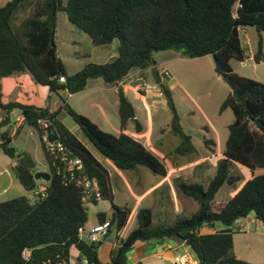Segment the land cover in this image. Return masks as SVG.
I'll use <instances>...</instances> for the list:
<instances>
[{
	"label": "trees",
	"instance_id": "obj_1",
	"mask_svg": "<svg viewBox=\"0 0 264 264\" xmlns=\"http://www.w3.org/2000/svg\"><path fill=\"white\" fill-rule=\"evenodd\" d=\"M25 1L3 4L0 0V82L28 74L36 85L47 87L52 93L75 95L94 79L118 86L132 72L152 68L158 53L175 51L186 59L212 56L215 72L232 88L220 114L230 109L235 119L229 126L223 159L209 183L204 186L176 180L179 192L198 202L199 209L191 215H179L171 224L158 225L153 223L152 209H140L137 228L111 251L109 263L99 259L103 241L94 244L79 236L80 229H86L89 222L82 190L57 171L42 143L51 180L36 181L33 158L14 149L11 135L3 133L0 149L17 160L15 178L29 193L42 184L47 194L43 198L35 196L34 201L22 196L0 203V264H70L72 250L78 252L76 259L80 264H129V253L136 244L167 240L193 247L200 257L199 264H250L235 256L231 227L251 214L264 225V175L252 177L226 202L216 203L215 197L225 185L240 181L230 172L232 163L252 172L264 170V83L241 76L232 67L233 61L243 63L248 59L240 37L241 29L247 27L259 33L254 62H264V0H68L66 5L63 0H45L44 10L35 11L14 28L12 19ZM60 13H66L69 23L86 34L95 47L118 40V56L105 64L88 63L81 71L68 75L56 42ZM155 74L173 114L172 131L180 139L175 151L180 155L194 154L196 148L180 123L172 93L158 72ZM61 76L66 78L65 83L60 82ZM118 96L121 134L115 136L76 112L66 100L53 113L15 101L4 103L0 83V132L10 125L11 114L19 111L24 126L35 130L40 139L43 130L38 121L49 119L52 137L60 140L72 157L83 161L81 175L97 181L102 201H108L113 208L109 230L120 233L129 224L131 210L114 203L109 171L58 119L62 111L70 116L95 150L117 169L134 171L144 167L156 176L167 177V168L160 160L125 133L130 121L137 131L142 127L122 88L118 89ZM204 141L207 146H214L212 140ZM107 221L105 213L98 214V223ZM217 223L225 229L201 234L204 227L214 228ZM26 251L28 258L24 256Z\"/></svg>",
	"mask_w": 264,
	"mask_h": 264
},
{
	"label": "rangeland",
	"instance_id": "obj_2",
	"mask_svg": "<svg viewBox=\"0 0 264 264\" xmlns=\"http://www.w3.org/2000/svg\"><path fill=\"white\" fill-rule=\"evenodd\" d=\"M63 2L64 5H66L68 0H63ZM45 8V0H26L19 10L16 11L12 19V26L17 28L24 19L32 16L35 11H42ZM59 15L60 32L58 39H56L58 45L57 47H59L61 59L64 60L67 65V72L73 73L77 71L79 67L77 63L73 65L72 61L74 57L77 58L78 56L83 57V55H89L92 48L91 40L86 34L79 31L76 27L73 29V34L69 31L65 32L66 29H63V24L70 23L67 19L66 13H60ZM261 35L262 41H264V33ZM72 36L75 38H79V36H81V38H83V41L80 40V44L77 45L78 47H73V49L69 40ZM240 37L244 49L253 54L257 49L259 41V33L257 30L251 27L243 28L240 31ZM106 48H108V50L116 49L117 57L119 41L115 40L112 44L106 46ZM254 64V62L250 61L243 67L239 62L233 61V67L240 73V75L259 81V78H264V64L258 67H255ZM157 72L162 75L170 73L173 77L169 79L166 75L164 84H166L167 88L172 93L173 101L180 118V123L184 131L192 137L193 143L196 147V152L189 155H180L176 153L175 150L180 144V139L172 131L173 114L168 108L166 98L162 92L159 93L155 99H153L152 103H150L151 99H149V97H146L143 93L138 92V90L134 91L136 86H131L132 90L128 92V95L131 103L138 111V119L144 127V130L141 134H137L135 123H131L129 125L128 134H126L141 141L148 138L149 144L147 145V149L170 170L174 169V164L185 163V166L188 168L196 165L203 166L199 167L194 176L189 178V180H184V176H181L180 179L201 183L206 186L214 177L218 164L223 159L226 142L229 137V126L235 119L233 112L230 109H227L220 114V108L223 102L232 93V88L215 72V63L212 56H207L202 59H189V61L167 62L164 65L158 66ZM154 74V72L147 70L146 77L150 76L148 79L149 82L155 83V79L153 77ZM147 108H149V110ZM15 119V117H11L10 125L1 130L0 136L3 133L12 134L15 131V135L12 137V147L19 152H25L27 150L31 151L35 159L36 171L49 173V166L43 153L39 137L35 132L26 126L17 127ZM61 120L63 125L84 145H86L93 155L109 171L115 195L114 203L119 207H127L131 210L129 224L119 233V239L128 236L134 229L137 228V213L142 208H151L148 205L150 199L154 201L151 206L153 211V223L155 225L161 223L171 224L179 215H190L199 209L198 202L182 195L176 186V180L172 182L174 177L176 178V174L171 175V179H169L171 181H164V177L156 176L144 167H139L134 171L119 170L110 160L104 158L95 150L70 116L65 114ZM116 126L118 127V121H116ZM105 129V132L118 136V128L114 130L113 127L110 126V128L107 127ZM205 139L212 140L214 142V146H207L209 149L213 150V153L205 147ZM207 155H211V158L204 159ZM207 163L209 166L208 168L206 167ZM229 169L232 175L239 177L240 181L233 186L225 185L216 195V203L226 202L232 199L248 180L255 176L264 175V170L259 169L252 172L238 163H232ZM170 182L173 183V196L177 195V199L175 200H177L176 202L181 205L183 210L180 214H177V216L173 213L174 209L170 200L164 201L166 204L164 208L167 209L163 214L161 213L162 207L158 202L159 191H156L148 200L142 201V198L140 197V195H142L141 191H145V189L147 190L152 185L158 186L162 184L163 187L168 186V189H170ZM22 196H26L33 201L35 200L34 194L32 192L29 193L25 191L22 185L17 181L15 187H13L7 195H0V203ZM98 211H103L107 215L108 221H110L113 217V208L108 201H101L98 205L89 204V222L87 226L92 225L96 221V213ZM254 219L255 216L251 214L249 215L247 222L250 223V220ZM250 225L254 233L264 232V228L257 229L256 224ZM216 229L224 230L225 227L222 224L217 223ZM212 230L213 228L206 226L202 229V233H210ZM116 235L117 231L113 229L110 233V239L115 240ZM110 239L104 241L100 247L103 248L104 253H102V256L100 257L101 263L110 262V251H112L111 242H109ZM168 241L173 243L175 247H180L179 253L184 252L185 248L181 246L182 244L179 241ZM251 241L254 244V241ZM262 244L263 243L257 244V250L259 251L257 253L258 255L264 253ZM157 263L158 261L154 258L144 264ZM72 264H80L75 258V255L73 257Z\"/></svg>",
	"mask_w": 264,
	"mask_h": 264
},
{
	"label": "crops",
	"instance_id": "obj_3",
	"mask_svg": "<svg viewBox=\"0 0 264 264\" xmlns=\"http://www.w3.org/2000/svg\"><path fill=\"white\" fill-rule=\"evenodd\" d=\"M10 0H1L3 4L7 3ZM63 29H66L65 32L69 31L72 34L74 33L73 29L74 26L71 24H63ZM62 31V30H61ZM60 32V15L58 16V28H57V39L59 36ZM70 40V45L73 49L78 47L77 45L80 44V40L83 41V38L79 36V38H75L74 36L69 38ZM91 51L89 53V57L78 56L77 58L74 57L72 63L73 65L77 63L79 65L77 71L82 70L88 63H96V64H105L111 61L112 59L116 58V49L114 50H108L106 46L103 47H95L93 46L91 42ZM58 46V45H57ZM263 47H264V41H263ZM58 48V54H59V47ZM246 51V54L248 56V59L240 63L243 67L247 62H254V53L252 54L250 51ZM75 53V52H73ZM167 53V54H165ZM60 57V54H59ZM207 57V56H206ZM203 57V58H206ZM61 59V57H60ZM202 59V58H198ZM62 60V59H61ZM155 60V65L152 68L146 69V70H136L132 72L127 79H125L121 85H111V84H106L102 79H94L90 80L87 83V87L84 91L81 93L75 94V95H69L68 93H62V94H56L50 92V90L47 87L39 86L34 83L32 80L31 76L28 74H23L15 77H10V78H4L1 80V86H2V94L3 98L2 101L4 103H8L10 101H15L21 104L25 105H33L38 108H44V109H49L51 113L58 111L62 106H63V100H66L67 104L71 106L76 112H78L81 115H84L88 117L92 122L97 124L102 130L106 131L105 128L113 127L114 130H118V135L121 134V129H120V117H119V96H118V89L122 88L125 92V95L131 102L128 92L132 90L131 86H136V89L134 91L141 92L146 97H149L150 103H152L153 99L156 98V96L161 93V85L157 83L156 81V74L153 75L155 79V83L149 82L148 79L149 77H146V72L147 70H150L152 72H157L158 66L164 65L167 62H172V61H189V59L183 58L180 53L175 52V51H167V52H162L158 53L154 56ZM164 60V61H162ZM66 69L67 65L64 60H62ZM162 61V62H160ZM185 63V62H184ZM255 63V62H254ZM264 62L261 64H254L255 67L263 65ZM162 67V66H161ZM232 67H233V62H232ZM234 69V67H233ZM67 71V70H66ZM77 71L70 73L67 72L68 75H73L77 73ZM236 73L240 75L238 71L234 69ZM161 78V82L164 83L166 75L167 77L173 78L170 73L166 75L159 74ZM242 76V75H241ZM245 77V76H244ZM260 82L264 83V78H259L258 79ZM167 104V102H166ZM134 106V105H133ZM148 107V106H147ZM149 110V108H147ZM136 110V119L140 123L138 119V111ZM66 113L64 111L61 112L60 116L58 119L62 122L61 118L65 115ZM15 117L17 127H25L24 126V117L19 111H14L11 114V117ZM0 121H1V115H0ZM116 121H118V127L116 126ZM113 122V123H112ZM131 123H134L133 121H130L127 125V129L125 133L128 134V129L129 125ZM141 124V123H140ZM27 127V126H26ZM142 130L139 132L135 129L137 134H141L142 131L144 130V127L142 126ZM29 128V127H28ZM31 129V128H30ZM33 132L35 130L31 129ZM36 133V132H35ZM37 134V133H36ZM11 137L15 135V131L10 134ZM38 136V135H37ZM131 136V135H129ZM132 137V136H131ZM134 138V137H133ZM136 139V138H135ZM140 143H142L146 148L147 145L149 144L148 138L145 139L144 141L138 140ZM208 140V139H207ZM2 141V138L0 136V143ZM193 142V139H192ZM205 143V141H204ZM194 144V143H193ZM179 146V145H178ZM195 146V145H194ZM205 147L207 145L205 144ZM196 148V147H195ZM209 149V148H208ZM43 150V149H42ZM211 153H213L211 149H209ZM25 153H28L33 160V153L31 151L27 150ZM44 153V151H43ZM45 155V153H44ZM211 155H207L204 157V159H210ZM46 158V157H45ZM210 161V160H208ZM17 160L16 159H11L8 156L4 154L2 149H0V195H7L10 190L15 187L17 183V179L15 178L13 174V168L16 166ZM199 167H203L201 165H196V166H191L190 168L185 166V163L183 164H174L172 170L167 168L168 175L167 177H164V181H171V175L176 174V178L172 180H178L181 178V176H184V180H189L192 176H194L195 172ZM207 168L208 163H207ZM217 172V171H216ZM216 174V173H215ZM215 176V175H214ZM19 182V181H18ZM176 182V181H175ZM191 182V181H187ZM165 183V182H164ZM171 183V182H170ZM195 183V182H192ZM171 183V188L168 189V186L163 187V185H152L150 188L145 191H141L140 197L142 198L141 200H148L150 199L151 196L156 191H159V204L162 207L161 213L163 214L164 211H166L167 208H164L166 204L164 201L170 200L173 209H174V215L177 216V214H180L183 210L181 205L177 203L175 199H177V195L173 196V188H172ZM41 186H45L42 185ZM168 189V191H167ZM114 192V191H113ZM33 193V192H32ZM167 193V194H166ZM115 196V195H114ZM168 198V199H167ZM154 203L153 200L150 199L148 205L149 209H152V204ZM92 205V204H91ZM99 213H104L103 211H98L96 213V221L90 225L86 226L85 232H88L92 227H94L96 224H98V214ZM191 215V214H190ZM248 218L240 219L238 220L232 227L231 230L234 234V254L237 258L248 262L250 264H264V253L258 255L257 253L259 252L257 249V244L258 243H263V249H264V232L262 233H254L251 229L250 224H256L257 229H263L264 225L260 221H258L256 218L254 220H250V223H248ZM202 231V230H201ZM216 231H221L216 229V225L211 231L212 233ZM210 232V233H211ZM110 233L111 231L109 230L108 235L104 241L107 239H110ZM209 233V232H207ZM203 234V233H201ZM253 236V237H251ZM127 237V236H126ZM121 238V239H125ZM119 239V233H117L115 240L110 239L109 242H111V250L115 249L120 240ZM83 240H87L86 237H84ZM254 241V244L252 241ZM103 241V242H104ZM185 248L183 253L180 252V247H175L173 243L170 241H162V242H148V243H138L135 245V247L130 251L129 253V264H144L145 262L149 261L150 259H156L158 261L157 264H171V261L173 258L182 255L187 252L188 247L184 244H182ZM103 253V248L99 249V259L102 256ZM104 254V253H103ZM111 254V251H110ZM75 255V258L78 257V252L76 250H72L70 254V259H71V264L73 257Z\"/></svg>",
	"mask_w": 264,
	"mask_h": 264
},
{
	"label": "built area",
	"instance_id": "obj_4",
	"mask_svg": "<svg viewBox=\"0 0 264 264\" xmlns=\"http://www.w3.org/2000/svg\"><path fill=\"white\" fill-rule=\"evenodd\" d=\"M128 77L129 76H127L125 79H127ZM60 82L65 83L66 78L64 76H61ZM121 83H119V85H121ZM38 125L43 130L40 141L44 145L46 153L53 158V165L57 168V171L59 173L65 174V177L67 176V179L70 183H74L76 187L82 190L84 203L89 205L92 204V202H101L102 196L97 181L94 179L91 180L81 175V172L84 170L83 161L78 158L72 157V153L70 152V150L60 140L52 137V133L50 131L52 123L50 122V120L45 118L40 119L38 121ZM33 194L34 196H41L42 198L45 197L47 194L46 186H40V188L37 191L33 192ZM109 229V221L105 223H98L88 232H85L84 229H80L79 236L81 239H84V237H86L87 241L96 244L106 239ZM24 256L25 258H28L29 252L26 251L24 253ZM83 264H87V262H84ZM171 264L199 263H196L193 260V257L186 252L173 258Z\"/></svg>",
	"mask_w": 264,
	"mask_h": 264
},
{
	"label": "water",
	"instance_id": "obj_5",
	"mask_svg": "<svg viewBox=\"0 0 264 264\" xmlns=\"http://www.w3.org/2000/svg\"><path fill=\"white\" fill-rule=\"evenodd\" d=\"M34 178L36 181L42 180V181H45L48 183L51 180V175L49 173H45V172H37L35 174ZM187 253L193 257V260L196 263L200 262V257L193 247H188Z\"/></svg>",
	"mask_w": 264,
	"mask_h": 264
}]
</instances>
